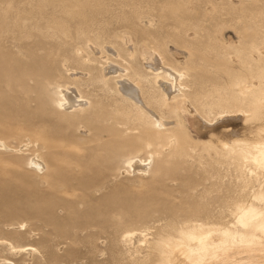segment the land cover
<instances>
[{
    "label": "rangeland",
    "instance_id": "374dc122",
    "mask_svg": "<svg viewBox=\"0 0 264 264\" xmlns=\"http://www.w3.org/2000/svg\"><path fill=\"white\" fill-rule=\"evenodd\" d=\"M250 14L264 20V0H0V138L17 149L26 144L17 152L0 151V264H153L157 255L149 242L194 221L239 229L237 203H256L254 194L262 189L246 187L237 162L219 155L217 145L229 139V149L233 146L224 129L237 132L235 138L256 139L252 128L264 122L233 114L208 126L201 116L212 118L221 110L219 98L236 87L230 70L247 73L235 48L243 42V28L259 24L247 20ZM211 26L236 46L221 48ZM191 28L200 34L187 44L185 31ZM124 35L134 56L122 44ZM87 41L112 43L122 55L117 60L137 78L151 45L183 66L190 59L191 97L199 110L180 113L179 146L169 143L172 129L138 121L112 89L113 81L101 80L97 67L107 54L90 52ZM71 69L90 72L79 83L91 100L88 111L69 114L58 106L59 87L73 81ZM153 106L175 116L172 107ZM118 111L131 112L133 122ZM210 138L217 151L202 144ZM149 152L156 154L149 175L122 172L129 156ZM34 154L46 162L45 172L29 168ZM19 225L22 230L13 229ZM128 232L136 234L125 237ZM252 233L250 227L246 238ZM232 240L182 264H264V241L253 249L246 239ZM10 242L34 245L36 251L17 254Z\"/></svg>",
    "mask_w": 264,
    "mask_h": 264
},
{
    "label": "bare ground",
    "instance_id": "6f19581e",
    "mask_svg": "<svg viewBox=\"0 0 264 264\" xmlns=\"http://www.w3.org/2000/svg\"><path fill=\"white\" fill-rule=\"evenodd\" d=\"M237 1L243 2L245 0ZM207 6L209 10L215 7L214 3L208 4ZM208 17L211 23L214 21L213 19H215L212 15H208ZM248 17L247 20H251V22L253 20L258 21L259 24L248 25L243 28V42L240 40V45L235 48L236 55L239 57L241 64L246 66L247 73H245L243 69H240L238 72L230 70L233 74L232 84L237 88L234 87L230 92L226 91V93L219 98V102H217L216 105H218L221 110L217 111L212 118L202 114L203 116L201 117L208 126L219 123L220 119L233 114H243L247 116L246 119L248 120H263L264 122V20L262 18L257 20V16L251 14ZM241 19L242 18H238V22ZM195 25L197 26V24H193V26ZM213 30L215 29L211 26V31ZM215 33L218 37L214 36L213 38L215 40L213 41L219 44L221 48L227 49L236 46L229 41H222V39L219 38V31L215 30ZM199 34L200 31L194 28L187 29L185 31V40H187V44L190 43V39L196 40ZM121 40L122 44L128 47L130 55L134 56L136 50L129 42L128 37L124 35L121 37ZM176 44L181 45L178 42H176ZM185 45L183 46L187 47ZM86 46L89 48L90 52L94 54H107L106 58L104 56V63H101L100 67H97L98 71L101 73V80H103L105 84H109L110 81H113L111 84L112 89L121 101L132 107L131 111H135L136 119L143 123L148 122L154 124L155 130L168 131L172 129L175 134L169 137V143H171L170 145L179 146L180 142L183 140H181V133L184 129L183 118L180 116V113L189 111L195 114L199 110L198 107H196L197 104L191 97L193 89L190 81L194 74H192V67L189 65L190 59L187 61L188 63L186 62L185 66H183L180 59L178 60V58L173 57V61L168 60L159 47L151 45L149 46V54L146 52L142 54L143 60L145 61L142 63L143 72H139V78H137V74L126 67L128 64L125 66L117 60V58H122V55L120 50L116 49L112 43H94L93 41H87ZM77 51L78 54L81 53L80 49ZM242 54L246 55V58L244 55V58L241 57ZM191 61H193L192 58ZM68 72L73 81L59 87L58 106L60 110L69 114L88 111L91 106V100L83 94L79 83L86 82L90 72L87 70L79 72L78 69H71ZM197 79L196 76L193 78L195 81ZM146 85L150 86L152 93L150 90L148 91ZM154 102H157L163 108L169 109L172 107L175 110V116L170 117L162 114L155 109L153 106ZM118 112L125 116V118H130L129 114L131 112ZM203 119H199L200 126L201 122H203L201 120ZM150 128L152 129V127ZM252 129V132L256 135V139L253 140L235 138L236 134H238L237 132L224 129L223 132L230 136L234 143L229 149V139L220 140V144L217 146L220 147L221 153H219L220 149L218 150V147L214 145L216 140L213 141V139L210 138V140L202 142V144L209 148V152L218 150L217 153L219 155H228L234 158L237 162V170L239 171L238 177L243 180V184L246 187L252 185L253 188L258 187L262 189H260L261 192L254 194L256 203L252 202V204L249 205H246L245 201L237 203L234 213L237 218L238 227L240 228L231 230L228 227L220 228L221 226L194 221L188 224L186 229L177 230V234L173 236L168 235L165 239H159L152 243L149 242L152 245V250L157 255L153 264H182L186 261L194 262L195 258L204 254H209L211 251L216 253L218 248L224 247L229 242V236H232V241L237 244L243 243L244 239H246L253 249H256L257 244L264 241V182L260 181V175L263 174L264 177V125L255 126ZM25 146L26 144H22L20 149L13 148L0 138V151L17 152L24 149ZM164 149L168 150L169 148L167 146ZM155 156L156 154L154 152H149L147 157L140 155L129 156L127 159V167L123 168L122 172L130 176L141 177L149 175L152 168L151 163L155 162ZM247 163H251V166L248 167ZM28 165L29 168L33 170H44L43 172L47 170L46 162L36 154L30 157ZM257 182H261L260 186H256ZM21 225L13 229L22 230L20 227ZM250 227H253V233L249 239V237L246 238V233ZM218 229L222 231V237L220 239L215 238ZM134 234L136 233L128 232L124 236L132 237ZM144 236L145 239L142 244L147 243L146 234H144ZM238 236L240 239L236 240L235 238H238ZM9 244V249L11 251L13 249L17 254L25 252L29 256H32L34 251H36L34 245L13 244L12 242ZM130 250H128V252ZM226 250L227 249H224L225 253L227 252ZM260 251H264V249ZM143 260L144 259H142L141 262ZM131 262H134V259Z\"/></svg>",
    "mask_w": 264,
    "mask_h": 264
}]
</instances>
